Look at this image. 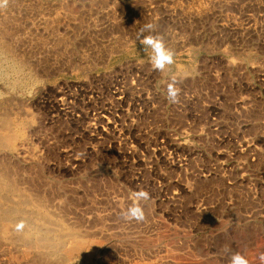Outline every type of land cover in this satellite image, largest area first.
<instances>
[{"label": "rangeland", "instance_id": "1", "mask_svg": "<svg viewBox=\"0 0 264 264\" xmlns=\"http://www.w3.org/2000/svg\"><path fill=\"white\" fill-rule=\"evenodd\" d=\"M7 133L0 264H264V0H0Z\"/></svg>", "mask_w": 264, "mask_h": 264}, {"label": "clouds", "instance_id": "2", "mask_svg": "<svg viewBox=\"0 0 264 264\" xmlns=\"http://www.w3.org/2000/svg\"><path fill=\"white\" fill-rule=\"evenodd\" d=\"M147 31L149 35L142 33ZM155 26L148 24L142 30L141 35L138 37L140 44L145 49L151 50L150 60L154 69L164 71L166 66L173 64L175 53L172 49L168 48L164 42L163 36L159 34L153 35ZM168 98L175 103L179 95V89L175 86V78L167 85ZM149 199V193L145 190H137L133 194V202L125 209L122 210L124 219L128 221L136 220L143 221L145 219V212L140 202ZM230 264H249L246 255L239 252L233 253L230 258Z\"/></svg>", "mask_w": 264, "mask_h": 264}, {"label": "bare ground", "instance_id": "3", "mask_svg": "<svg viewBox=\"0 0 264 264\" xmlns=\"http://www.w3.org/2000/svg\"><path fill=\"white\" fill-rule=\"evenodd\" d=\"M12 65V64H11ZM7 71V70H6ZM3 72V71H2ZM10 119V118H9ZM6 122V121H5ZM4 125L6 126L7 124L6 123H4ZM9 128V127H8ZM13 128V127H12ZM16 128V127H15ZM9 130V129H8ZM23 135V134H22ZM22 138V137H21ZM15 139H14V135H12V134H3V135H1L0 134V144H2L3 146H8L9 144H11V143H13V141H14ZM18 140V139H17ZM16 141V140H15ZM14 145V144H13ZM11 148V147H10ZM12 150V149H11ZM5 177L3 176L2 177V186H3V188L5 189L7 186H8V180L7 179H4ZM7 189V188H6ZM14 189V188H13ZM3 215V214H2ZM3 221H7V217H6V215H3ZM27 232V231H26ZM32 233V232H31ZM26 235V234H25ZM86 244V243H85ZM79 245H81V244H79ZM70 246V245H69ZM89 247V246H88ZM74 248V247H73ZM81 248V247H80ZM82 248H84V247H82ZM93 249V248H92ZM68 250V249H67ZM85 250V249H84ZM91 250V249H90ZM81 251V250H80ZM83 251V250H82Z\"/></svg>", "mask_w": 264, "mask_h": 264}]
</instances>
